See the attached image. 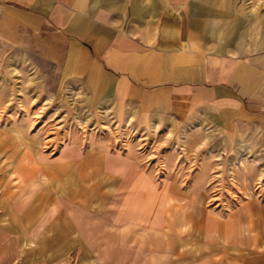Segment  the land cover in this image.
I'll use <instances>...</instances> for the list:
<instances>
[{
    "label": "crops",
    "instance_id": "obj_1",
    "mask_svg": "<svg viewBox=\"0 0 264 264\" xmlns=\"http://www.w3.org/2000/svg\"><path fill=\"white\" fill-rule=\"evenodd\" d=\"M0 35L39 49L87 103L120 118L154 128L198 121L253 136L264 150V9L234 0H0ZM82 151L76 145L65 163L90 166L96 154ZM115 157H104L106 172L138 191L113 219L136 230L122 238V264H264V201L194 218L192 192ZM72 214L52 220L54 241L74 234Z\"/></svg>",
    "mask_w": 264,
    "mask_h": 264
},
{
    "label": "rangeland",
    "instance_id": "obj_2",
    "mask_svg": "<svg viewBox=\"0 0 264 264\" xmlns=\"http://www.w3.org/2000/svg\"><path fill=\"white\" fill-rule=\"evenodd\" d=\"M234 3L264 9V0ZM36 50L0 35V264L127 259L120 244L136 230L113 219L138 191L131 195L130 184L106 172L109 154L128 155L141 169L147 164L169 176L177 191L192 192L194 218L204 217L205 208L212 218H227L251 197L264 201V150L253 136L198 121L154 128L120 118L110 107L87 103ZM78 144L81 157L96 154L90 166L65 163ZM59 211L72 220L76 213V231L58 243L49 226Z\"/></svg>",
    "mask_w": 264,
    "mask_h": 264
}]
</instances>
